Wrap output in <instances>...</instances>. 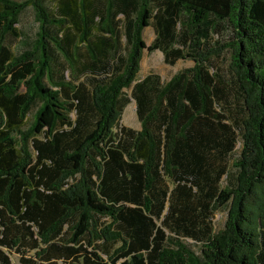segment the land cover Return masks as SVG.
Listing matches in <instances>:
<instances>
[{
  "label": "trees",
  "instance_id": "16d2710c",
  "mask_svg": "<svg viewBox=\"0 0 264 264\" xmlns=\"http://www.w3.org/2000/svg\"><path fill=\"white\" fill-rule=\"evenodd\" d=\"M146 50L193 65L139 78ZM131 98L140 130L121 125ZM12 255L264 264V0H0V264Z\"/></svg>",
  "mask_w": 264,
  "mask_h": 264
},
{
  "label": "rangeland",
  "instance_id": "374dc122",
  "mask_svg": "<svg viewBox=\"0 0 264 264\" xmlns=\"http://www.w3.org/2000/svg\"><path fill=\"white\" fill-rule=\"evenodd\" d=\"M18 29L22 33V38L12 42V46L15 50H18L24 46V40L27 37H32L34 31L37 28L35 22L34 12L31 8H28L20 17ZM225 36L214 35L211 39L210 44L215 43L217 40ZM155 38V32L152 27H148L144 31V40L147 45H150ZM221 41V40H220ZM230 64V52L224 50L219 56H214L211 58L209 68L211 71H219L226 73L228 71ZM193 65L192 61H179L175 66L168 65L164 60V55L159 52L149 53L147 50L144 52V56L141 62V71L139 78H144L149 74H157L161 77L163 81L169 80L175 73L185 68H189ZM125 95L131 97V90H125ZM226 114L230 117L231 121H236L239 119L240 114L237 110V103L235 98L230 99V105L226 108ZM121 125L133 128L135 130H140L141 125L136 113V103L135 100L131 98V102L126 107L124 111L123 118L121 120ZM240 149V144L236 147V153ZM233 162V161H232ZM233 167L230 165V171L233 172ZM226 185V179L222 181V186ZM226 219V213L224 211H219L213 216V224L216 231L223 228ZM14 264H19L18 257L16 255L11 256Z\"/></svg>",
  "mask_w": 264,
  "mask_h": 264
}]
</instances>
